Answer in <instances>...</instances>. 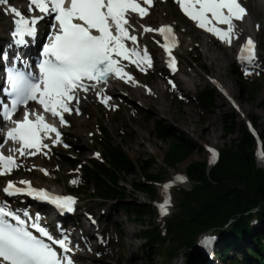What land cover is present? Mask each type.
Wrapping results in <instances>:
<instances>
[{"label": "snow or ice", "instance_id": "obj_1", "mask_svg": "<svg viewBox=\"0 0 264 264\" xmlns=\"http://www.w3.org/2000/svg\"><path fill=\"white\" fill-rule=\"evenodd\" d=\"M175 2L199 28L223 43L230 46L234 39L239 38L236 22L243 21L247 16L240 0ZM7 4L8 0H0V5ZM153 4L154 0H29L27 11L32 14L30 17L16 7L7 9L16 17L12 35L17 45L26 44V36L36 35V25L41 20L49 17L52 22L48 43L44 45L42 59L38 63V73L26 74L15 68L8 70L9 88L5 91L11 101L9 105L0 100V119L10 121L14 126L6 132L0 129V134L5 135L4 144L11 141L18 147L8 149L14 155H5L4 144H0V176L9 175L21 167L17 157L40 153L48 155L44 150L50 152L51 149L45 140L52 144L62 143V133L40 111H25L21 119L13 120L21 105L27 108L30 101L36 102L43 113L58 118L62 125L67 124L65 113H79V109L73 107V101L79 103L80 92L96 91L101 103L108 105L112 98L105 95V88L101 85L106 86L110 79L137 83L125 70L128 65L124 61L142 72L152 67L147 46L140 47L139 35L143 33L158 32L164 37L166 43L162 47L169 56V67L176 70L172 49L177 46L178 40L173 28L167 25L153 29L139 24L149 15ZM138 28L143 32L138 34ZM0 59L7 60V53H0ZM15 59L19 60V57ZM239 59L248 65L255 64L256 44L251 37L242 46ZM246 74L251 73L246 71ZM209 151L212 162H215L218 154L213 149ZM260 157L264 159V150L260 152ZM42 171L48 174L46 170ZM175 180L184 182L185 177L177 176ZM19 183L26 187L20 188L15 182L8 181L2 189L3 193L8 196L29 195L68 211H72L76 203L73 197L52 195L46 189L34 188L30 181ZM171 187L172 184L164 186L166 194ZM170 204L171 197L167 196L165 202L159 205L163 214H167ZM22 215L12 210L7 202H0V264H75L69 255L73 247L67 235L53 236L41 226L38 217L33 218L26 211ZM212 239L205 238L202 243L207 246Z\"/></svg>", "mask_w": 264, "mask_h": 264}, {"label": "rangeland", "instance_id": "obj_2", "mask_svg": "<svg viewBox=\"0 0 264 264\" xmlns=\"http://www.w3.org/2000/svg\"><path fill=\"white\" fill-rule=\"evenodd\" d=\"M25 1L8 0V5L9 7H13L14 3H24ZM261 1L263 2L262 10L264 11V0ZM244 3L250 10L251 0H244ZM7 9V6L0 5V40L2 36L4 39L7 33H9L10 15L6 11ZM151 9L155 10L159 15L155 16V18L150 15L149 20L141 19L140 24L156 29L163 21L169 22L176 28L178 38L185 36L187 39L190 37L189 35L201 33L186 17L178 12L171 0L165 2L156 1ZM25 13L30 14L27 10H25ZM245 20L249 22L250 17L248 14ZM146 34L151 36L146 35L143 38L147 40V43H145L147 48H150L152 51V65H154V57L159 56L162 51L158 48L160 44L159 37L157 35L155 36L153 32ZM254 37L257 41L255 61L257 66L245 68L243 64L236 61L234 56L238 45L242 42V38L240 37L231 51L232 56L230 62L225 63L222 68V78L226 84L224 85L230 92V99L225 98L213 84L214 77H212V72L209 69V60L199 59L196 55L198 53L196 48L192 47L189 53H185L179 48L175 51L178 67L183 66V68H188L192 73H196V71L204 73L203 79L199 80L196 86L190 87L191 91L187 96L180 93V89L172 88L168 82L169 79H172L178 85V76L181 79L188 78V75L183 71H180L178 75H171L165 66L164 58L157 65L158 73H155L154 76L165 89L166 95L164 99L170 103L169 112L156 113L155 107L145 106L133 98L131 100L125 98L122 101L123 104H126L125 108H122L121 113L117 112L119 115L112 117L111 113L116 108L115 103L109 107H105L96 99L94 94L83 92V96L87 100H83L80 97L78 104L87 103L88 107L78 105L76 108L79 109V113L73 111L71 114L72 123L64 130V142L57 147H53L50 152L46 150L48 155L37 154L35 156L21 157L18 159L21 167L13 170L11 174L5 175L0 180V191L6 186L8 181L20 179L30 181L34 184L45 183L48 188L75 197L77 208L74 211L72 219L67 222L66 228L72 231V237L74 239L88 238L89 243L97 245V248L91 253H88L84 247L77 249V253L82 252L84 254L88 253L89 255L84 256L85 261H80L81 259L77 255V264H172L176 259H182V264H198L199 261L193 259L194 257L186 258V252L183 246L180 247L173 259L168 257L167 251L162 245L147 250L146 253L148 256L145 257L144 251L147 247L140 231L142 226L135 221L129 220L123 210L119 209L115 211L111 205V201H105L95 194H89L91 189L86 192V186L84 185L79 186V182L82 181V173L79 170V166L90 157L101 160L99 154L101 149L97 144L101 136L99 127L106 128L109 135L118 143L122 144L124 150L136 163H141L148 168L147 172L138 168L135 175L128 176L125 179L126 182L121 180V183L126 185L127 193L132 190L130 183L134 179H145L146 173L151 174L162 170L164 178L161 182H152V185L156 189L155 197L149 198L144 192H139L137 197L141 201L150 204V208L155 212L154 221L163 223L164 218L170 212L175 211L182 197V190L187 189L191 185L190 181L185 186L175 184V178L185 175L186 165L189 162L195 160H206L209 162L206 145H212L221 150L230 142V138L236 135V130H233L231 134H225L222 127V113L230 115L233 113V118L236 122L244 121L246 123L250 122V120L253 121L259 132L264 126V85L261 86V78L263 75L260 77L259 68L257 69L259 63L264 59V44H262L264 41V33H258ZM199 39V37L196 38L197 41H195V44ZM246 71L251 74H246ZM139 75L145 76L143 72H139ZM206 87L213 89L211 95L212 103L208 104L201 102L199 99V92ZM248 87H252L249 90L250 92L247 91ZM121 93L127 98H130L128 90L122 89ZM184 97L187 100H184ZM237 102L242 103L248 108L246 114L238 111L235 107ZM126 106H133L138 111L139 118L137 121H134L127 114ZM75 117L85 120L86 123L77 126L74 122ZM200 120L205 122V125L212 126L215 134L213 139L205 134L203 124L199 122ZM157 121H163L165 124L172 126L175 133H182L199 146L174 168H162L163 163L161 159L168 149L169 141L167 139L161 140L157 137ZM124 123L131 125L133 128L140 129V142L146 146L145 151L140 150L138 148L139 145L131 141L128 135L129 131ZM76 131H81L83 140H80ZM64 145H68V147ZM79 150H83L80 158L76 157V152ZM151 155L156 157L158 161H152L150 158ZM39 159L42 161V165L45 166L44 170L47 171V175L40 169ZM73 180H76L77 183H72ZM166 183L172 184V187L169 188L171 204L167 214L161 215L158 213L155 203L163 201L161 187ZM79 190L82 191L79 193ZM14 198L11 197V199ZM29 201L31 200L23 199L25 204H28ZM201 233L197 235L195 244L198 242ZM165 236L167 237L168 244H170V239H168L167 235ZM242 248H245V246ZM236 251L235 253L234 251L233 253L229 251L226 260L220 257V259L217 258L212 264H232V259L238 257V255H242L241 248L236 247Z\"/></svg>", "mask_w": 264, "mask_h": 264}, {"label": "trees", "instance_id": "obj_3", "mask_svg": "<svg viewBox=\"0 0 264 264\" xmlns=\"http://www.w3.org/2000/svg\"><path fill=\"white\" fill-rule=\"evenodd\" d=\"M212 90L206 87L199 92L201 102L212 103ZM222 127L225 134H231L233 130L237 133L220 150V156L212 166L206 160H195L186 165V176L191 185L182 190L175 211L165 218L163 226L154 221L155 212L150 204L127 193L126 185L121 183L135 175L138 168L146 172L148 168L136 163L106 128L99 127L101 137L97 141L102 160L90 157L80 165L85 191L91 189L89 194L111 201L115 211L123 210L129 220L142 226L140 231L147 247L145 257L147 250L162 245L168 257L173 259L183 246L187 259L194 257L198 264H212L214 260L195 248L197 235L212 230L218 236L216 257L226 260L228 252L235 253L239 247L242 255L232 259L233 264H264V167L257 163L256 140L244 121L234 120L233 113H222ZM259 133L264 150V126ZM156 134L159 139L169 141L161 159L163 169L176 167L199 147L182 133H175L172 126L163 121H157ZM150 158L158 161L153 155ZM163 178L162 170H158L146 173L145 179H134L130 185L154 198L156 189L152 182Z\"/></svg>", "mask_w": 264, "mask_h": 264}, {"label": "bare ground", "instance_id": "obj_4", "mask_svg": "<svg viewBox=\"0 0 264 264\" xmlns=\"http://www.w3.org/2000/svg\"><path fill=\"white\" fill-rule=\"evenodd\" d=\"M28 3L29 1L26 0L24 3H20V2H16L14 3L13 7H16L18 10H20L21 12L24 11L25 9L28 8ZM262 6H263V2L261 0H251V4H250V10H247V14L250 17L249 22L247 20H243V21H238L236 22L237 24V33L239 35L238 39H234L232 44L229 46L228 44L223 43L222 41H220L217 37L208 34L204 31H201L197 28V30H199L198 34H192L189 35V38H185V36H181L178 39V44L176 47H174L172 49V56L177 57L175 51L179 49H182L183 52L185 53H189L191 52V47L192 48H196L197 50V57L199 59L202 60H206L208 59L210 62V66L209 69L212 72V77H214L215 80L225 84V81H223L222 78V68L225 65V63L230 62L231 60V51L233 50L234 45L236 44V42L240 39V37L242 38V40H244V38L246 37V35H252V36H256L258 33L263 32L264 33V11L262 10ZM165 14V13H163ZM167 14V12H166ZM153 16L155 18V16H158L159 14L150 8V13L148 16L144 17L143 19H147L149 20V16ZM141 21H139L140 24ZM165 23H169V22H162L161 24H165ZM171 24V23H170ZM176 26V25H175ZM158 28V26L156 27ZM196 28V27H195ZM143 30L137 29V33L140 34L142 33ZM150 36L149 34H140L139 38H141L143 43H147V40L145 38H143V36ZM211 35V36H210ZM156 36V35H155ZM151 37V36H150ZM199 37V41L195 44L196 38ZM211 37V38H210ZM3 39V36L1 37V40ZM6 39V37H5ZM144 39V40H143ZM0 40V41H1ZM141 42V41H140ZM141 42V48H143L145 45ZM264 44V41L263 43ZM158 48L160 50H162L159 54V56H155L154 57V65H152L151 68H149L147 70V72L143 73L145 76H140L139 69H137L135 66H131L129 64L128 61H124L125 64L128 65V67L125 69L127 72H129L135 79V81L137 83H125L122 80L119 79H111L109 80L108 84L105 85H101L100 87L105 88V95L110 96L112 99L109 101L108 105L103 104V106L105 107H109L112 104H116V108L112 111L111 116L115 117V115H119L117 112L121 113L122 108H125L126 104H123V99H136L138 101H140L143 105L148 106V107H155L154 109L156 110V113L160 112V113H166L169 112L170 110V103L165 101V89L162 87V85L159 83L158 79L154 76L155 73H158L157 71V65H159L162 61L163 58H165L166 56H168L167 52L165 51V49L162 47V43L158 45ZM148 52L151 53V49L147 48ZM237 52V51H236ZM235 52V56H237V53ZM234 56V57H235ZM165 61V59H164ZM156 64V65H155ZM244 67H248L251 68V66H257V63H255L254 65H248L246 63H243ZM259 68V75L261 78V86L264 85V59L259 63V67H257V69ZM180 71H183L186 75H188V78H181L179 79L178 76V85L176 87L177 90L180 89V93L184 94V95H188L190 94L191 91V86H196L199 83V80L203 79L204 77V73L196 71V73H192L190 71V69L188 68H183V66H179L178 70L176 72L175 75H178ZM160 73V72H159ZM226 85V84H225ZM125 89L128 90V93L130 95V98L126 97L125 95H123L121 93V90ZM150 90V91H149ZM91 94H94L96 96V99L101 100L99 96L96 95V91H88ZM79 96L83 99V100H87V98H85L82 94V92L79 93ZM184 100H187L186 97H184ZM74 108L75 106H77V103H73ZM80 106H87L88 104H83L80 103L78 104ZM83 106V107H84ZM235 107L238 109L239 112L246 114L248 112V108L245 107L242 103H236ZM127 109V114L130 116V118H132L134 121H137L139 118V113L138 111L133 107V106H126ZM74 122L75 124H77V126H81L84 125L86 123L85 120L75 117L74 118ZM201 124H203V129L205 131V134L210 137L211 139H213V137H215L214 131L212 129L211 125H205V122H203L202 120L199 121ZM123 123V122H121ZM124 125L127 127V130L129 131L128 135L131 139V141H133L134 143H137L139 146L138 148L142 151L146 150V146L140 142L141 139V131L139 128L136 127H132L131 125H126L124 123ZM77 136L80 138V140H83V136L81 131H76ZM13 148V147H12ZM5 149H7L8 151V147L5 146ZM47 152V151H45ZM14 154V153H13ZM44 155L43 153H40L39 155ZM83 154V150H79L76 152V157L80 158V156ZM18 159H20L21 157H17ZM77 159V158H76ZM257 161L260 165L264 166V159H262L260 157V153L257 157ZM40 169L44 170L45 166L42 165V161L39 159L38 160ZM185 177V176H183ZM23 181V180H15L13 182L16 183L17 187L20 188H25L26 185L20 184L19 182ZM189 180L185 177V181L184 182H177L176 180L174 181L175 184H181L183 186H185L186 184H188ZM33 187H37L39 189H43V188H48L47 184L45 183H39V184H34L31 183ZM139 191H133V194L137 197L138 196ZM0 202H7L8 205L10 206H17L18 204H23V199L21 198H14L11 199V196H8L6 194L3 193V191H0ZM39 207H42V211L46 212V218H45V222L46 224H51L50 220H51V216L52 213L48 212L46 209H44L43 206L39 205ZM77 225V224H76ZM73 243H74V247L75 249H80V248H85V250L88 253H91L93 250H95L97 248V245H92L91 243H89V239L88 238H78V239H73ZM87 254H84L82 252H78L75 253L74 256L79 257V259H81L80 261H85L84 256H89ZM73 260L74 256L71 255ZM183 260L182 259H176L174 263L172 264H182Z\"/></svg>", "mask_w": 264, "mask_h": 264}]
</instances>
